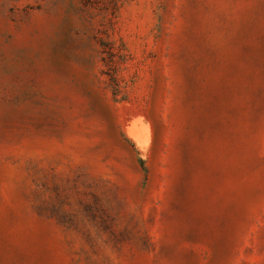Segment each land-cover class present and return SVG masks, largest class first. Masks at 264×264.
I'll use <instances>...</instances> for the list:
<instances>
[{
	"label": "rangeland",
	"instance_id": "374dc122",
	"mask_svg": "<svg viewBox=\"0 0 264 264\" xmlns=\"http://www.w3.org/2000/svg\"><path fill=\"white\" fill-rule=\"evenodd\" d=\"M0 264H264V0H0Z\"/></svg>",
	"mask_w": 264,
	"mask_h": 264
}]
</instances>
